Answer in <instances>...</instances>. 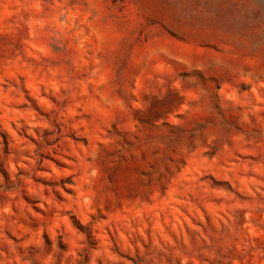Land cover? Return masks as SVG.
I'll return each instance as SVG.
<instances>
[{
  "label": "rangeland",
  "instance_id": "obj_1",
  "mask_svg": "<svg viewBox=\"0 0 264 264\" xmlns=\"http://www.w3.org/2000/svg\"><path fill=\"white\" fill-rule=\"evenodd\" d=\"M0 264H264V0H0Z\"/></svg>",
  "mask_w": 264,
  "mask_h": 264
}]
</instances>
